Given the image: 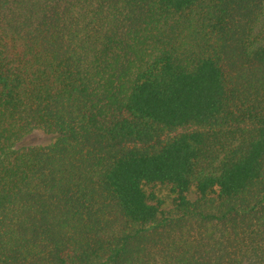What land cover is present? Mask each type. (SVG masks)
<instances>
[{"label": "trees", "instance_id": "obj_1", "mask_svg": "<svg viewBox=\"0 0 264 264\" xmlns=\"http://www.w3.org/2000/svg\"><path fill=\"white\" fill-rule=\"evenodd\" d=\"M0 264H264V0H0Z\"/></svg>", "mask_w": 264, "mask_h": 264}, {"label": "rangeland", "instance_id": "obj_2", "mask_svg": "<svg viewBox=\"0 0 264 264\" xmlns=\"http://www.w3.org/2000/svg\"><path fill=\"white\" fill-rule=\"evenodd\" d=\"M53 136L51 134H47L42 130H35L31 134H29L23 141V145H46L53 140ZM148 191L154 190L157 195L165 200L167 203L170 202L173 193H171L168 185L165 184H155L146 186Z\"/></svg>", "mask_w": 264, "mask_h": 264}]
</instances>
